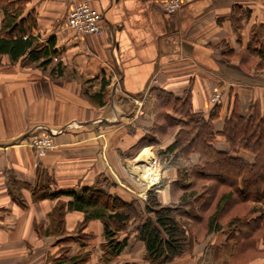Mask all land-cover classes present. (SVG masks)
Listing matches in <instances>:
<instances>
[{
  "label": "crops",
  "instance_id": "1",
  "mask_svg": "<svg viewBox=\"0 0 264 264\" xmlns=\"http://www.w3.org/2000/svg\"><path fill=\"white\" fill-rule=\"evenodd\" d=\"M77 1L27 3L26 14L36 17L31 34L43 42L56 38L53 58L61 73L26 55L12 60L0 54V264H71L85 255L80 264H151L135 236L136 223L118 233L128 244L106 261L101 219L85 221L83 211L66 209L59 226L51 213L72 196L40 197L32 189L80 190L106 176L124 200L138 199L130 156L155 133L153 89L182 97L190 87L193 109L206 116L218 105L213 145L224 152L230 146L219 132L235 101L240 114L255 106L264 116V68L249 60L250 43L264 44V0H192L173 13L164 11V0H88L104 21L99 33L87 35L67 24ZM105 81L100 106L85 89L96 93ZM216 93L219 104L212 99ZM42 131L53 132L58 147L38 155L28 141ZM175 134L162 138L161 149ZM241 156L252 160L248 152ZM178 178L177 167L163 171L160 202H171ZM229 241L228 232H211L167 264H241V252L235 261ZM247 264H264V255Z\"/></svg>",
  "mask_w": 264,
  "mask_h": 264
},
{
  "label": "trees",
  "instance_id": "2",
  "mask_svg": "<svg viewBox=\"0 0 264 264\" xmlns=\"http://www.w3.org/2000/svg\"><path fill=\"white\" fill-rule=\"evenodd\" d=\"M28 1L0 0V54H8L12 60L26 55L28 61L39 62V66L46 68L58 52L56 38L43 42L31 34L36 17L33 12L26 14ZM249 48L252 49L249 60L258 61L257 65L261 66L255 69L264 68V44L253 47L251 42ZM51 71L61 73V64L53 66ZM107 84L105 81L93 94L85 89V94L93 101L98 99L102 106L106 103ZM152 93L157 94V101L167 109V114L173 111L180 116L179 119L168 117L172 120L171 133L176 129L175 138L158 151L159 160L169 164L165 169L177 167L180 174L176 182L179 191H172L171 202L159 201L157 189L162 184H158L148 189L145 205L138 210L136 199L126 201L113 192L117 185L106 176L80 190L51 191L38 184L32 189L35 196L57 197L61 193L72 196L53 210V223L64 225L66 209L83 211L85 221L101 219L106 261L119 256L127 246L128 237L121 238L118 233L126 231L131 222L136 223L135 236L144 242L145 256L151 264L172 262L211 232H228L229 243H233L232 249L237 255L235 261L242 254L241 264L264 255V116L255 106L249 114H240L235 101L219 132L230 146L224 152L213 145L218 134L213 127V120L220 113L218 105L206 116L193 109L190 87L182 97H174L159 88ZM164 133L168 135L170 130ZM241 151L248 152L252 160L243 158ZM193 155L198 156L196 162L191 158ZM87 258L86 255L76 257L71 264L83 263Z\"/></svg>",
  "mask_w": 264,
  "mask_h": 264
},
{
  "label": "built area",
  "instance_id": "3",
  "mask_svg": "<svg viewBox=\"0 0 264 264\" xmlns=\"http://www.w3.org/2000/svg\"><path fill=\"white\" fill-rule=\"evenodd\" d=\"M190 1L192 0H164L162 2V7L167 13H173ZM103 21V12L94 8L88 0L77 1L68 12V27L77 35L99 33L103 27ZM213 100L215 102H220V95L216 94ZM28 144L38 155H44L48 151L58 147V143L51 131L31 134Z\"/></svg>",
  "mask_w": 264,
  "mask_h": 264
},
{
  "label": "rangeland",
  "instance_id": "4",
  "mask_svg": "<svg viewBox=\"0 0 264 264\" xmlns=\"http://www.w3.org/2000/svg\"><path fill=\"white\" fill-rule=\"evenodd\" d=\"M59 61H60L59 58L58 59L53 58L50 65L55 66L58 63H60ZM50 65H48L47 67H50ZM89 87H90L89 89L91 90L92 86H89ZM86 89H88V88H86ZM216 94H219V93H216ZM152 96L154 97V104L152 105V107H153L154 118H155V123H156L155 129H154L155 133L153 134V136H150L151 139H150L149 143L142 146L137 151V153H133L130 156V163L132 165V169L134 171L135 178L137 180V183H136L137 188L139 189L138 190V193H139L138 199H136L138 210L143 209V207L145 205L146 199L148 197V189L154 185H158V184L161 185L164 182L163 171L169 164L167 165L166 162L162 163L159 160L158 151L161 150L162 138L166 139L168 136L164 132H166V130H168V129L170 130L169 134H174L173 133L174 131L176 132V129L175 130L173 129L172 133H171L172 128L170 129V126H171L170 124L172 123V120H168V117H171L170 119H174L176 117H177V119L180 118L179 114H177L173 111H170V114H169V112L167 114V112H166L167 109L165 107H163V105L160 104L161 102L157 101V94L152 93ZM213 97H212V99H213ZM164 98H166V97H164V95H163V100H165ZM220 99H221V97H220ZM185 141H186V139H185ZM145 149L148 150V152H150V155L152 156V159H153V161H152L153 162V168L158 171V175H157L155 181L152 182L151 184L145 183V182L140 180V167L138 166V158H139L140 154L143 152V150H145ZM176 187H178V185L174 186V188H176ZM160 188H162V187H160ZM159 189H157V192ZM177 191H179L178 188L176 189L175 192H177ZM132 201H135V199H133Z\"/></svg>",
  "mask_w": 264,
  "mask_h": 264
},
{
  "label": "bare ground",
  "instance_id": "5",
  "mask_svg": "<svg viewBox=\"0 0 264 264\" xmlns=\"http://www.w3.org/2000/svg\"><path fill=\"white\" fill-rule=\"evenodd\" d=\"M153 159L148 150L143 151L138 158V166L140 167V180L145 183L155 181L158 171L153 168Z\"/></svg>",
  "mask_w": 264,
  "mask_h": 264
}]
</instances>
